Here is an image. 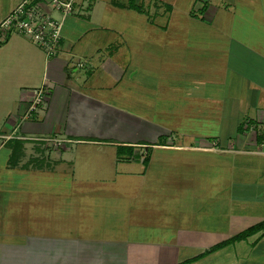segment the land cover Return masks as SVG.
<instances>
[{
  "label": "crops",
  "instance_id": "obj_1",
  "mask_svg": "<svg viewBox=\"0 0 264 264\" xmlns=\"http://www.w3.org/2000/svg\"><path fill=\"white\" fill-rule=\"evenodd\" d=\"M20 1L0 0V21ZM118 3L126 4L121 0H80L77 12L63 22L61 49L52 57L21 34H13L0 44V164L12 169L27 168L33 159L22 163L23 153L19 163L11 165L10 142L56 136L71 143L54 151V157L43 150L45 147L36 148L40 158L48 161L40 169L54 170L61 163L65 167L74 165L73 148L82 146L95 151L99 164H120L121 169L115 172L121 174L111 178L138 181L147 177L152 173V157L157 150L163 155L170 154L165 151L191 153L195 172L181 174L177 176L179 180L164 184L167 200L178 203L158 206L156 222L150 219L151 209L146 205L134 207L135 212L144 207L141 222L122 223L130 227L125 237L114 233L103 237L75 235L73 231L54 235L34 222L38 209L43 207L47 208L48 218L56 219L59 207L64 209L60 197L81 200L72 203L73 211L67 209V213L76 214L81 207L91 205L93 212L99 204L109 202L106 198L123 197L118 190L38 191L22 188L12 175L13 186L0 181V264H264V229L212 249L264 220V139L258 140L259 136L264 138V0H204L200 7L203 11L198 12L203 14L201 17L193 13L195 5L188 7L193 21L211 28L220 13L229 16L226 23L230 27H222L227 40L222 44L214 41L210 38L215 33L211 32L204 46L200 42L191 48L193 53L204 51V58L193 59L197 64L186 73L190 78L185 76L189 83L182 87L176 83L183 97L171 98L168 104L173 107L159 108L155 118L129 107L137 105L134 96L139 88L127 75L131 62L128 57L117 58V51L108 52L113 42L108 30L116 29L107 19L105 8L109 4L135 9ZM161 4L159 1L158 14ZM165 4L169 16L164 19L166 12H162L160 27L167 32L176 5L172 1ZM235 19L236 32L231 28ZM146 22L154 23L150 17ZM118 37L120 46L129 44V35ZM179 71L182 76V68ZM204 74L205 80L198 77ZM44 82L50 87L46 107L29 112L33 90ZM5 135L13 136L4 139ZM211 137L223 149L208 148ZM129 146L134 156H129ZM118 147H122L120 151ZM112 150L115 155L107 158ZM242 171L257 175L242 177ZM227 173H237L238 177H225ZM169 175L176 177L175 173ZM184 185L192 193L190 206L182 205L183 197L188 196ZM181 186L184 193L178 188ZM170 188H175L173 195ZM203 191L205 196L201 195ZM198 200L204 204H192ZM111 203L116 206L119 202ZM68 218L65 220L71 221ZM26 225L30 227L22 228ZM69 226L70 222L65 228ZM132 227H140L141 232L132 236ZM151 228L159 230L157 238L147 231Z\"/></svg>",
  "mask_w": 264,
  "mask_h": 264
},
{
  "label": "rangeland",
  "instance_id": "obj_2",
  "mask_svg": "<svg viewBox=\"0 0 264 264\" xmlns=\"http://www.w3.org/2000/svg\"><path fill=\"white\" fill-rule=\"evenodd\" d=\"M122 1H125L126 4L129 3V1H133L135 4L141 6L142 10L145 12L141 13L137 9L119 8L112 7L109 4L107 5L109 7L105 8L104 12L107 16L109 15L107 19L112 22V27L116 29L108 30L110 40L113 41L109 46L110 49L108 52H112L114 54L117 51L115 54L120 56L117 58L125 60V58L128 57L129 63L131 62L127 75L129 77V81L131 79L134 80L139 88H136V94L134 96L135 100H138L137 105H129V107L135 111L143 113L147 112V114H150V116L155 118L157 117L159 108L163 110L173 107L168 104V102L172 100L171 98L183 97L182 94L180 96L179 89L183 84L189 83L187 81L190 79L185 76H189L190 78V74L186 73L189 71L191 66H195V64H197L193 59L196 57L204 58V51L193 53L191 48L195 47V45H199L200 42H203L201 44L204 46L207 42V39L205 38L211 32L215 33V35L214 38L210 39L214 41L217 40L221 44L226 42L227 34L223 32V29L230 27V25L226 23V19L229 16L226 17L223 12L220 13V18L218 19V16L216 17L215 22L213 23L214 28H211L209 25L203 24L198 20L193 21L188 13V7H190V5H195L192 9L193 13L203 11L200 7H202L204 0H121V2ZM159 1L162 2L160 14H158ZM169 1H172L176 5V8L172 12L169 29L165 32V30H163L160 26L163 20L162 12H166L164 19L169 16V7L165 4ZM201 15L203 14L198 13L196 16L201 17ZM107 16H104V18ZM149 17L154 22L153 24L146 22V18L148 19ZM217 19L219 21L216 22ZM114 20L116 21L114 22ZM233 22L234 24L231 28L236 32L235 29H237V19ZM120 34L129 35L128 45L124 44L120 46V42H117L119 40L118 35ZM221 35L223 37L222 40ZM176 67L177 69L175 73ZM181 68L183 74L182 76L178 73ZM198 77H203L204 79L206 78V74ZM176 83H178L180 87L178 85L175 86ZM163 92H165V94H163ZM129 100H133V97ZM46 104L39 108H45ZM11 136L13 135H5L3 137L6 139ZM64 139L65 141L63 142V145L66 142L71 143V141H68L69 139ZM208 141H210L208 148L223 149L219 147L218 140H213L211 137ZM191 143L195 142L191 141ZM42 145L44 146V144L39 140H25L23 144L22 163L29 162L31 160L30 158H35L34 156L36 154L40 157L41 152L37 149ZM62 146H48L47 149L45 148L43 150L46 153H52V157H54V151L61 149ZM91 150L92 149L87 150L82 146H78L76 150L73 148L74 158H72L74 160V165H67V168L63 163L55 166L54 170L47 167L45 169H36V166L33 167V164L31 163L28 164L29 167L24 169H20L19 167L12 169L11 167L0 164V177L3 178L0 181L3 180L7 186H13V179L11 178L13 175L16 184H19L22 188L35 190H74L77 188L118 190L123 197H120V199H111L112 201L118 200L119 203H116V206L115 203H111V200L106 198L109 202L107 204L105 202L103 204H99L93 212L92 210L94 205H91L81 207L76 214H72L65 211L70 209L72 212V203H78V201L81 200L78 197H69L72 199L68 200V198H64V200H61L60 197L59 201H61V205H64V209L59 207V212L54 214L56 219L48 218L47 208L43 207L42 209H38L41 213L38 212L37 220L34 222L42 225L40 227H44L54 235H65L68 234L69 231H73L72 233L75 235H96L103 237L106 233H109L110 236L111 233H114L125 237L129 233L130 227L128 229L122 225L127 222L132 224L141 222L140 212L145 205L149 208V210L151 209L150 219L154 220L153 222L157 221L155 218L157 217L156 209H158V206L166 205L169 207L177 205V201L167 200L165 196L167 188H163L165 183L168 184L172 180L173 182L179 180L177 176H180L181 174L187 175L190 171L191 173L195 172L193 170L195 166L192 164L193 161L191 160V153L165 151V153L170 152V154L163 155L164 153L162 151L157 150L152 157L153 161L150 169L152 173L145 177L148 179L139 178L138 181H130L125 178H111V176L121 174L115 172V170L121 169L120 164L115 165L112 162H103L102 164H99L96 162L97 160H95V151ZM140 151H143V148L140 149ZM113 155H115V151H109L107 158ZM50 160H53L51 159V156ZM112 161L115 162L114 160ZM44 162L47 163L48 161L44 160ZM139 165L142 166L143 164L141 165L140 163ZM139 165L137 164L135 168L139 167ZM228 165L230 166V164ZM254 171H256V169H254ZM74 173L75 175H73ZM170 173H175L176 177L173 175L172 178V176L169 175ZM251 174L256 176L257 172L242 171L241 176L251 177L249 176ZM224 175L225 177L228 175V178H232V176L238 177L237 173L232 175L227 173ZM101 176H108L109 178L103 179ZM178 183L179 182H175V184ZM133 184L136 185L135 188L132 187ZM223 187L226 188V185ZM132 188L134 189L130 190ZM178 188L180 191H183V189L181 190L182 186ZM183 188L185 192H188L189 197H183L184 201L182 200V205L190 206V196L192 193H190V190L186 187V185H184ZM168 190L172 192V195L175 192V188H170ZM180 191L179 194L181 193ZM201 195L205 196L204 191ZM176 197H173L172 199H176ZM192 204L203 205L204 201L201 202L198 200ZM142 206L144 207L137 212L134 211V207ZM87 209L90 212H88ZM52 213L53 210L50 208L48 214L51 215ZM73 215L74 218H72ZM68 216V220L71 221L65 220ZM26 221L27 220L23 219L22 222ZM69 222V228H65ZM29 227L30 226L28 225L22 226V228L25 229H28ZM147 231L152 234V238H157L156 234L157 231H159L158 229L156 230L151 228L150 230L147 229ZM125 232H127L126 235ZM130 232L132 236L135 234L138 235V233L141 232L140 227H132ZM148 263L150 264L151 262Z\"/></svg>",
  "mask_w": 264,
  "mask_h": 264
},
{
  "label": "built area",
  "instance_id": "obj_3",
  "mask_svg": "<svg viewBox=\"0 0 264 264\" xmlns=\"http://www.w3.org/2000/svg\"><path fill=\"white\" fill-rule=\"evenodd\" d=\"M79 1L21 0L0 21V44L4 43L11 34L19 33L39 46L47 57L56 55L62 45L63 22L67 16L77 12ZM81 12L85 14V11ZM78 65L83 64L80 62ZM49 88L46 82L34 88L29 112L36 111L46 104ZM33 139L41 141L45 148L53 145L61 147L65 141L64 138L52 136Z\"/></svg>",
  "mask_w": 264,
  "mask_h": 264
},
{
  "label": "trees",
  "instance_id": "obj_4",
  "mask_svg": "<svg viewBox=\"0 0 264 264\" xmlns=\"http://www.w3.org/2000/svg\"><path fill=\"white\" fill-rule=\"evenodd\" d=\"M118 5L120 6H129L131 8H135L137 10H142L141 6L135 4L133 1H129L128 4H124V3H118ZM263 136H259L258 137V140L259 142H262L263 141ZM23 144H24V141H20V140H14V141H11L10 142V145L12 147V154H11V165H16L17 163H19V159L21 154L23 153ZM120 148L122 147H118L119 151H120ZM129 156H134V150H133V147L129 146ZM44 158H40V157H35L33 158V161L31 164H33L34 166H37V167H43L46 165V163L44 162L43 160ZM149 160V155H146L144 157V162L147 163ZM261 229H264V220H262L261 222L259 223H256L250 227H248L247 229L241 231L240 233L232 236L231 238L223 241V242H220L216 245H214L212 247L213 248H218V247H221L222 245L224 244H228V243H231L235 240H240V239H243L245 237H247L248 235L258 231V230H261Z\"/></svg>",
  "mask_w": 264,
  "mask_h": 264
}]
</instances>
